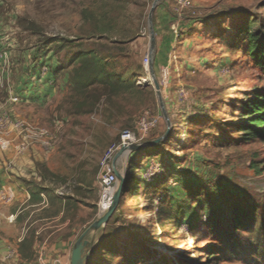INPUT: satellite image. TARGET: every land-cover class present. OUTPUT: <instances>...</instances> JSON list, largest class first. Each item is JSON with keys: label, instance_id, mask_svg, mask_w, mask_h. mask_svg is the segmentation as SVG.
I'll return each mask as SVG.
<instances>
[{"label": "rangeland", "instance_id": "obj_1", "mask_svg": "<svg viewBox=\"0 0 264 264\" xmlns=\"http://www.w3.org/2000/svg\"><path fill=\"white\" fill-rule=\"evenodd\" d=\"M153 1L0 0V115L7 112L52 135L50 148L35 144L37 158L23 179L55 195L54 208L61 206L59 198L78 196L81 204L76 199L65 206L64 229L72 237L105 204L99 205L98 175L107 148L125 129L138 136L135 124L143 111L159 116L145 141L166 130L144 66ZM190 1L180 18L174 0H160L152 13L154 54L165 39L152 68L173 133L142 156L124 151L117 157L133 178L88 264H264V137L246 141L238 130L241 101L264 84L239 30L252 16L264 40V0ZM162 8L167 14L158 23ZM54 39L70 41L56 52ZM89 48L122 52L126 88L95 84L73 90L78 61L72 56ZM22 75L37 86L35 98L21 99L27 90ZM157 182L158 189L147 185ZM236 208L246 212L244 218L236 215L237 228L231 223ZM199 218L204 224L194 235L189 224ZM213 219L226 233L209 230ZM2 220L0 237L12 241L10 222ZM12 259L0 258V264H22Z\"/></svg>", "mask_w": 264, "mask_h": 264}, {"label": "crops", "instance_id": "obj_2", "mask_svg": "<svg viewBox=\"0 0 264 264\" xmlns=\"http://www.w3.org/2000/svg\"><path fill=\"white\" fill-rule=\"evenodd\" d=\"M163 10V8L159 10L158 23H163L167 14ZM160 26H155L156 32ZM164 41L162 36L159 47L153 54L154 59L157 53L162 51L161 47L164 45ZM8 137L12 141L11 146L7 150H0V186H10L13 198L7 204L0 201V225L1 221L3 222L2 218L7 221L11 219L9 221L11 227L6 229L13 240L0 237V258L12 255L13 261L33 264L38 257H42L48 264H70L71 248L76 237H72L71 232L64 229L68 221V218L64 216L65 206L67 201L73 203V200L77 199L78 204H81V201H78V196L70 193L67 199L59 198L61 206L54 208L56 198L49 191H39L38 196L37 194L33 196L32 194L36 192L34 184L27 183L23 177L28 176V168L33 169L34 161L37 158L34 154L36 147L31 146L24 152L18 153L14 148L19 141L17 133L10 129ZM116 164L120 167L119 159L116 160ZM62 219L61 223L51 225L54 221ZM52 228L55 229L47 237L41 236L42 232ZM0 229H2L1 226ZM51 235L54 236V239L50 238ZM28 244H30L28 250H25L24 246ZM29 251L30 253L26 254Z\"/></svg>", "mask_w": 264, "mask_h": 264}, {"label": "trees", "instance_id": "obj_3", "mask_svg": "<svg viewBox=\"0 0 264 264\" xmlns=\"http://www.w3.org/2000/svg\"><path fill=\"white\" fill-rule=\"evenodd\" d=\"M256 23L255 18L250 16L246 19L243 24L240 26L239 37L246 42L245 44V54L249 56L252 60L254 66H256L261 72V81L264 82V40L260 38L261 32L258 29L254 28ZM24 29H28V27L24 26ZM58 45L56 48V52L59 51L66 45L70 40L59 41L52 40ZM115 43V42H114ZM72 60L75 59L78 61V66L75 67V72L71 77V84L73 90L83 91L88 87L95 84H103L105 86H112V88H123L127 87V83L125 80V76H128V71L125 70L128 65H123L120 62V58L122 57V52L118 49H105L101 48L100 50H96L94 48L89 49H79L74 52V56H72ZM40 63V62H39ZM35 69V68H33ZM36 70V69H35ZM135 71H138L134 69ZM33 72V73H32ZM31 75H35L36 71H31ZM50 74V73H49ZM39 78L38 75H35ZM30 77V75H29ZM47 79H50L48 76ZM20 84L25 82V86L27 88L26 94L21 93V99H33L36 97L34 88L37 86H32V81L25 80V76L22 75L19 77ZM25 80V81H24ZM44 84V83H43ZM46 85V82L45 84ZM20 88V87H19ZM239 113L243 116V122L239 124V131H242V135L246 141L251 139H260L264 137V84L260 88H254V90L245 96L244 100L241 101L239 105ZM173 128H171V133L168 138L172 135ZM165 139V140H166ZM162 142V141H161ZM161 142L155 144L150 148H154L157 145H161ZM150 148H138L134 150V152L138 153L140 156L144 155L147 149ZM151 156V155H150ZM131 168V167H130ZM130 168L125 169L126 175V184L124 185L123 193L125 191L126 185L131 182L133 178L132 170ZM31 183V182H27ZM33 184V183H32ZM161 182L147 184L152 186L154 189H158ZM36 192L32 195H39V191H48L44 187L36 186ZM189 195L192 197H196L197 192L193 189L188 191ZM163 197L159 196L158 200H161ZM234 218L231 219V223L234 227H239L241 223L239 222V218L236 217L238 215L240 218H244L246 212L244 208H236L233 210ZM219 221V220H218ZM216 219H213L211 222V226L209 230L212 233H218L223 235L226 232H223L225 228L219 229V224ZM220 222V221H219ZM204 222L199 218L197 223L192 225L189 224V230L194 235L198 232V229L203 226ZM211 249V248H210ZM208 250L206 252L208 255H212V251Z\"/></svg>", "mask_w": 264, "mask_h": 264}, {"label": "built area", "instance_id": "obj_4", "mask_svg": "<svg viewBox=\"0 0 264 264\" xmlns=\"http://www.w3.org/2000/svg\"><path fill=\"white\" fill-rule=\"evenodd\" d=\"M175 11L180 18L184 10L191 6L190 0H174ZM176 31V29H175ZM144 66L149 62L148 52L144 57ZM13 100H17L16 97ZM159 116L149 111H143L137 118L135 128L138 136L130 129L122 131L117 143L112 144L107 148L102 159L100 160V172L98 175V187L100 189L99 205L110 200L117 182L116 175L113 171V160L118 151L122 148H128L132 144H140L145 141V135L156 125ZM15 131L19 137V141L14 148L18 153H22L35 144L50 148L52 145V135L47 129L34 124H30L20 118L11 117L7 112H2L0 115V150H7L12 141L8 137L9 130ZM155 164V169L158 168ZM13 198L12 188L8 185L0 186V201L10 203ZM159 199V198H158ZM98 205V206H99ZM10 219V218H9ZM11 220V219H10ZM9 220V221H10ZM33 264H48L42 257H38Z\"/></svg>", "mask_w": 264, "mask_h": 264}, {"label": "water", "instance_id": "obj_5", "mask_svg": "<svg viewBox=\"0 0 264 264\" xmlns=\"http://www.w3.org/2000/svg\"><path fill=\"white\" fill-rule=\"evenodd\" d=\"M160 0H154L148 14V30H149V72L153 80L154 89L158 97L159 106L161 108L163 117L166 122V130L163 135L158 138L144 141L140 144H132L128 148H122L114 157L113 160V171L116 175L117 182L115 184L114 191L110 198L108 207L98 213V215L80 232L72 244L71 254H70V264H88L92 252L102 243L103 240V227L109 221L114 211L116 210L120 198L123 195L124 185L126 184L125 170H121L117 164V157L124 151H134L138 148H150L155 144L160 143L164 139L168 138L171 133V122L164 108L160 86L153 73V54L155 46V34L152 22V13L154 8L157 6Z\"/></svg>", "mask_w": 264, "mask_h": 264}, {"label": "bare ground", "instance_id": "obj_6", "mask_svg": "<svg viewBox=\"0 0 264 264\" xmlns=\"http://www.w3.org/2000/svg\"><path fill=\"white\" fill-rule=\"evenodd\" d=\"M109 202H110V200L104 204L103 209H101V211H104L108 207ZM101 205H102V203L100 204V207H101Z\"/></svg>", "mask_w": 264, "mask_h": 264}]
</instances>
